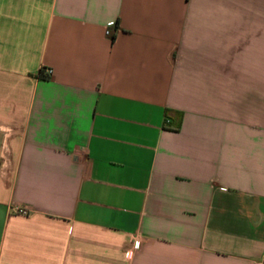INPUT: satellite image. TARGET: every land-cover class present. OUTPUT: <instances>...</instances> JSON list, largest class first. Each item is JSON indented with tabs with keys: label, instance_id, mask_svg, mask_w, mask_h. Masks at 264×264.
Segmentation results:
<instances>
[{
	"label": "crops",
	"instance_id": "1",
	"mask_svg": "<svg viewBox=\"0 0 264 264\" xmlns=\"http://www.w3.org/2000/svg\"><path fill=\"white\" fill-rule=\"evenodd\" d=\"M0 165V264H264V0H0Z\"/></svg>",
	"mask_w": 264,
	"mask_h": 264
},
{
	"label": "built area",
	"instance_id": "2",
	"mask_svg": "<svg viewBox=\"0 0 264 264\" xmlns=\"http://www.w3.org/2000/svg\"><path fill=\"white\" fill-rule=\"evenodd\" d=\"M107 32H109V31H107ZM14 211L19 213V214H24V215H27L29 213L28 209H26L24 207H20V206H15Z\"/></svg>",
	"mask_w": 264,
	"mask_h": 264
},
{
	"label": "trees",
	"instance_id": "3",
	"mask_svg": "<svg viewBox=\"0 0 264 264\" xmlns=\"http://www.w3.org/2000/svg\"><path fill=\"white\" fill-rule=\"evenodd\" d=\"M168 115H169V116H172V117H174V118H176V119L179 118V116H178V114H177L176 112H169V111H168Z\"/></svg>",
	"mask_w": 264,
	"mask_h": 264
},
{
	"label": "rangeland",
	"instance_id": "4",
	"mask_svg": "<svg viewBox=\"0 0 264 264\" xmlns=\"http://www.w3.org/2000/svg\"><path fill=\"white\" fill-rule=\"evenodd\" d=\"M0 167H1V165H0Z\"/></svg>",
	"mask_w": 264,
	"mask_h": 264
}]
</instances>
